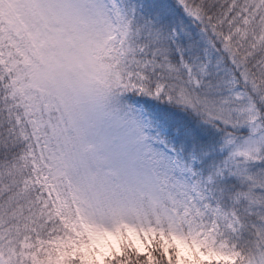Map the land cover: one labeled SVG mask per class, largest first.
Wrapping results in <instances>:
<instances>
[{"label":"snow or ice","instance_id":"1","mask_svg":"<svg viewBox=\"0 0 264 264\" xmlns=\"http://www.w3.org/2000/svg\"><path fill=\"white\" fill-rule=\"evenodd\" d=\"M0 264H264V0H0Z\"/></svg>","mask_w":264,"mask_h":264}]
</instances>
